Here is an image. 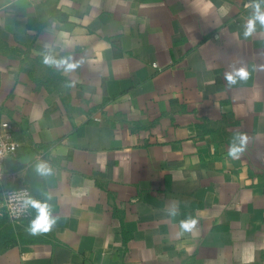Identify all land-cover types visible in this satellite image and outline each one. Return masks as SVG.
Returning a JSON list of instances; mask_svg holds the SVG:
<instances>
[{"label": "crops", "instance_id": "obj_1", "mask_svg": "<svg viewBox=\"0 0 264 264\" xmlns=\"http://www.w3.org/2000/svg\"><path fill=\"white\" fill-rule=\"evenodd\" d=\"M256 3L0 0V123L19 146L0 264H264V27L244 34ZM23 185L49 204L48 232L31 233L36 209L22 226L4 216Z\"/></svg>", "mask_w": 264, "mask_h": 264}, {"label": "clouds", "instance_id": "obj_2", "mask_svg": "<svg viewBox=\"0 0 264 264\" xmlns=\"http://www.w3.org/2000/svg\"><path fill=\"white\" fill-rule=\"evenodd\" d=\"M259 22L261 27H264V11H261L260 4H254V13L253 16L248 20L245 30V37L252 35L255 31V24ZM73 58L71 56L56 60L53 59L50 55L44 56V63L48 65H55L58 68H63L65 72H70L76 69L79 66V62H72ZM249 76L248 71L244 67L239 68V70H234L232 72L226 73L225 79L229 85L235 84L237 77L246 80ZM247 137L240 136V146H236L233 143L229 150V155L232 157H238L244 150V144L246 143ZM36 172L41 176L50 175L51 169L50 167L44 163L40 162L36 165ZM25 206L31 205L37 211V216L35 220L32 221L30 231L31 233L35 234L37 232H48L53 224L55 223V219L51 216V208L48 203L46 202H39L33 199H28L24 202ZM173 214H175V210H173ZM196 220L190 219L187 221L181 222V227L184 230H192L196 226Z\"/></svg>", "mask_w": 264, "mask_h": 264}, {"label": "built area", "instance_id": "obj_3", "mask_svg": "<svg viewBox=\"0 0 264 264\" xmlns=\"http://www.w3.org/2000/svg\"><path fill=\"white\" fill-rule=\"evenodd\" d=\"M18 149L19 146L13 137L12 126L8 123H0V183L7 177L4 170L6 161L9 158L16 157ZM28 199L35 200L27 186H11L8 188L4 195V216L17 226L31 222L35 208L31 205L25 206L24 202Z\"/></svg>", "mask_w": 264, "mask_h": 264}]
</instances>
